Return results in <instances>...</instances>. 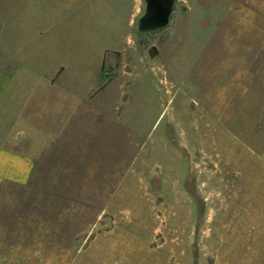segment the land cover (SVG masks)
<instances>
[{"label": "rangeland", "instance_id": "obj_1", "mask_svg": "<svg viewBox=\"0 0 264 264\" xmlns=\"http://www.w3.org/2000/svg\"><path fill=\"white\" fill-rule=\"evenodd\" d=\"M169 1L0 0L8 264H264V0Z\"/></svg>", "mask_w": 264, "mask_h": 264}, {"label": "crops", "instance_id": "obj_2", "mask_svg": "<svg viewBox=\"0 0 264 264\" xmlns=\"http://www.w3.org/2000/svg\"><path fill=\"white\" fill-rule=\"evenodd\" d=\"M12 71L13 69L11 67L0 66V188L8 182L16 184L28 183L39 161L38 152L40 143L37 148L12 145L10 143V137H12L11 142H16L17 134L3 127V121L6 118H14L11 114L14 97L8 95L12 83ZM60 72L61 70L59 71L57 66L52 74L56 75V73H58L59 76ZM50 77L49 81L51 84H54L57 79L52 81ZM19 131L21 133L18 134L19 138H29L28 131L25 128H21ZM21 131H23V133ZM46 138H44V142L47 141ZM43 141L41 143H43Z\"/></svg>", "mask_w": 264, "mask_h": 264}, {"label": "flooded vegetation", "instance_id": "obj_3", "mask_svg": "<svg viewBox=\"0 0 264 264\" xmlns=\"http://www.w3.org/2000/svg\"><path fill=\"white\" fill-rule=\"evenodd\" d=\"M167 0H159V6L164 5V3ZM157 0H148V4L146 9L144 10V13L142 15L141 23L143 25L147 26H157L158 24L156 23L158 18V15L156 13L157 11Z\"/></svg>", "mask_w": 264, "mask_h": 264}, {"label": "water", "instance_id": "obj_4", "mask_svg": "<svg viewBox=\"0 0 264 264\" xmlns=\"http://www.w3.org/2000/svg\"><path fill=\"white\" fill-rule=\"evenodd\" d=\"M159 0H157V15H158V20H157V24H165L169 21L170 19V13H171V1L167 0L164 5H160L159 6Z\"/></svg>", "mask_w": 264, "mask_h": 264}, {"label": "built area", "instance_id": "obj_5", "mask_svg": "<svg viewBox=\"0 0 264 264\" xmlns=\"http://www.w3.org/2000/svg\"><path fill=\"white\" fill-rule=\"evenodd\" d=\"M0 264H8L2 257H0Z\"/></svg>", "mask_w": 264, "mask_h": 264}]
</instances>
